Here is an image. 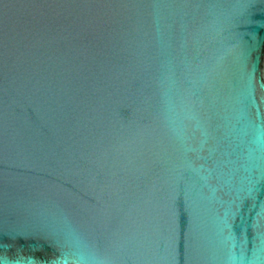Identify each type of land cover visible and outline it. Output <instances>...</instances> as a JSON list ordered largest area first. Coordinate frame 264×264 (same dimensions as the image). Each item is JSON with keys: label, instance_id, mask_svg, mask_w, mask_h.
<instances>
[{"label": "water", "instance_id": "obj_1", "mask_svg": "<svg viewBox=\"0 0 264 264\" xmlns=\"http://www.w3.org/2000/svg\"><path fill=\"white\" fill-rule=\"evenodd\" d=\"M0 264H264V0H0Z\"/></svg>", "mask_w": 264, "mask_h": 264}]
</instances>
